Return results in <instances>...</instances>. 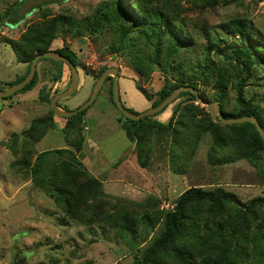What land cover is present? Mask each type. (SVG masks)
<instances>
[{"label": "trees", "instance_id": "obj_1", "mask_svg": "<svg viewBox=\"0 0 264 264\" xmlns=\"http://www.w3.org/2000/svg\"><path fill=\"white\" fill-rule=\"evenodd\" d=\"M186 1L196 7L218 4V0ZM17 7L18 4L9 12L12 20ZM39 8L44 10L46 6ZM184 8L182 0H129L128 4L126 0H103L92 14L82 17L64 13L52 16L47 9L42 19L31 23L18 39L4 37L17 60L27 64L26 73L6 85L23 80L36 55L53 50L52 44L59 36L63 39L108 36L112 41L110 52L123 57L140 76L148 79L155 71L163 73V86L155 96L139 87L147 100L152 101V107L182 85L199 90V98L190 92L180 94L178 98L187 95L190 102L177 103L168 123L154 119L155 115L133 120L118 110L121 114L118 121L127 137L135 142L134 150L142 167L150 165L153 154L150 141L158 130L170 134L172 167L176 172L196 154L206 133L213 138L209 157L214 164L248 159L258 166L264 141L255 124H217L207 109L195 102H207L202 87L209 86L226 117L253 115L264 128V86L257 72L264 70V34L248 18L235 17L222 23V29L201 25L205 45H195L196 28H187ZM56 50L80 65L77 54L67 45ZM197 50L199 53L193 56ZM222 57L234 64L235 74L223 64ZM45 59L57 68L53 81H60L63 65L68 64L42 58L38 65ZM107 68L103 66L98 77ZM106 81L110 82V100L116 107L112 77ZM38 82L37 69L33 80L21 90L33 88ZM250 85L263 91L253 92ZM230 89L235 92L233 103L228 102ZM47 94L50 103L51 95ZM87 110L67 118L63 129L69 145L75 146L76 151L70 148L36 151L35 145L55 127L53 110L36 118L22 133H13L10 146L17 158L13 168L31 176L34 185L44 188L68 217L87 226L105 225L128 237L137 252L132 264H264V196L245 202L221 186L209 189L193 186L180 194L170 210L161 209L160 201L153 198L109 207L102 181L90 174L78 156L86 142Z\"/></svg>", "mask_w": 264, "mask_h": 264}, {"label": "rangeland", "instance_id": "obj_2", "mask_svg": "<svg viewBox=\"0 0 264 264\" xmlns=\"http://www.w3.org/2000/svg\"><path fill=\"white\" fill-rule=\"evenodd\" d=\"M102 1L0 0L1 89L10 87L6 83H13L27 69L17 60L4 37L18 39L31 23L42 19L47 9L52 16L64 13L82 17L92 14ZM182 3L187 28H196L195 45H205L201 25L222 29V23L235 17L248 18L264 34V0H218L214 7H196L186 0H182ZM16 4L18 7L12 20L9 12ZM40 5L46 8L41 10ZM17 20L20 21L15 23ZM82 38L63 39L59 36L52 44L53 50L67 45L77 54L80 63L79 89L69 98L60 100L59 106L73 110L82 105L92 95L100 69L107 66L119 69L121 99L127 108L137 113L151 108L152 101L147 100L139 87L155 96L163 86V73L155 71L148 79L140 76L123 57L110 52L112 41L108 36L96 39L86 35ZM196 53L199 51H195L193 56ZM220 60L232 74L236 73L234 64L227 62L225 57ZM38 72L39 82L33 88L20 90L11 98H0V264H132L137 252L135 243L128 237L118 235L115 229L105 225L87 226L68 217L44 188L34 185L31 176L17 172L12 166L17 158L10 146L11 135L22 133L36 118L49 115L53 109L46 100V93L52 97L67 89L71 83L68 65H63V77L58 82L53 81L57 68L52 61L42 60ZM257 72L264 86V70ZM254 81L257 83V80ZM109 86L110 82L106 81L84 116L86 142L78 152L90 174L102 181L109 207L131 202L138 204L153 198L160 201L161 209L170 210L180 194L193 186L208 189L221 186L236 193L245 202L256 196H264V152L258 166L248 159L214 164L209 157L213 141L210 133L204 135L188 164L176 172L172 167L170 134L155 131L150 141L153 147L150 165L142 167L134 150L135 142L119 126L121 114L110 100ZM249 87L253 92L263 91L254 85ZM202 89L207 102L195 103L209 112L207 104L216 102L212 97L214 92L209 86ZM234 97L235 92L230 89L228 102L233 103ZM187 98V95L178 98L166 110L156 114L154 119L168 123L176 104L189 103ZM115 116L120 124L114 122ZM53 117L55 127L50 128L35 145L36 151L60 148L76 151L75 146L69 145L63 132L67 118L56 116L54 112ZM144 245L146 242L141 246Z\"/></svg>", "mask_w": 264, "mask_h": 264}, {"label": "water", "instance_id": "obj_3", "mask_svg": "<svg viewBox=\"0 0 264 264\" xmlns=\"http://www.w3.org/2000/svg\"><path fill=\"white\" fill-rule=\"evenodd\" d=\"M42 58H50L55 61L65 62L69 65L71 69V83L69 87L61 92L56 93L50 99V104L52 106L54 115L64 117V118L73 117L77 115L78 113L88 109L96 100L97 96L99 95L101 91V88L103 87V85L105 84L109 76H112L113 102L115 103L116 107L123 115L133 120H141L144 117L153 116V115L160 113L161 111L166 109L169 105H171L173 102H175L180 96V94H182L183 92H190L194 94L197 98L200 97L199 90L195 89L192 86L182 85L176 88L170 95H168L157 106H153L140 113H135V112L128 110V108L125 106V104L123 103L121 99L120 83H119V69L117 67H109L98 78L95 84V87H94V91L92 95L89 97V99L86 100L82 105H80L79 107L73 110H66V109L61 108L58 102L60 100L69 98L79 89V86H80L79 68L77 65H75V63L70 58H68L64 54L60 53L57 50H50L45 53H39L38 55H36V57L32 61L28 74L25 76L23 80L11 85L5 90L0 89V98L9 97L17 93L21 89L25 88L33 80L34 76L36 75V72L38 69V62ZM207 107L209 109V112L211 114L213 121L217 124L232 125V124L243 123V122H251L255 124L260 136L262 137L264 141V128L262 127L257 117L253 115H244L241 117H226L223 114L218 102L207 104Z\"/></svg>", "mask_w": 264, "mask_h": 264}, {"label": "crops", "instance_id": "obj_4", "mask_svg": "<svg viewBox=\"0 0 264 264\" xmlns=\"http://www.w3.org/2000/svg\"><path fill=\"white\" fill-rule=\"evenodd\" d=\"M21 64H22V66H24V68H26V66H27L26 63H22V62H21ZM116 119H117V116L114 117V120H115L114 122H118ZM118 123H119V122H118ZM116 124H117V123H116ZM119 124H120V123H119ZM119 126L122 128L121 124H120Z\"/></svg>", "mask_w": 264, "mask_h": 264}, {"label": "flooded vegetation", "instance_id": "obj_5", "mask_svg": "<svg viewBox=\"0 0 264 264\" xmlns=\"http://www.w3.org/2000/svg\"><path fill=\"white\" fill-rule=\"evenodd\" d=\"M88 100V99H87ZM60 102V101H59Z\"/></svg>", "mask_w": 264, "mask_h": 264}]
</instances>
